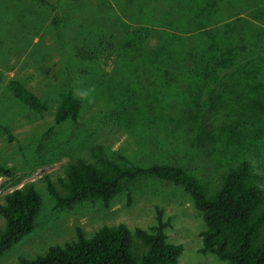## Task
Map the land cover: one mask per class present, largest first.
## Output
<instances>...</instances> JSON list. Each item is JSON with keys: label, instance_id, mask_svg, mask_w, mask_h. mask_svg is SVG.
Listing matches in <instances>:
<instances>
[{"label": "rangeland", "instance_id": "374dc122", "mask_svg": "<svg viewBox=\"0 0 264 264\" xmlns=\"http://www.w3.org/2000/svg\"><path fill=\"white\" fill-rule=\"evenodd\" d=\"M52 1L51 9L37 0H0V125L10 136L0 129V166L9 170L0 171V203L28 183L41 202L33 231L0 264L75 241L76 228L88 238L119 224L140 252L135 230L152 232L157 209L168 222L165 241L182 248L175 264H224L199 252L201 213L178 185L141 175L107 207L96 199L70 209L57 206L46 187L63 194L65 164L80 158L100 166L98 157L176 165L208 193L246 161L264 187V0ZM250 47L253 54L211 84L217 58ZM10 80L48 110L25 107L8 90ZM62 92L80 109L74 121L55 123Z\"/></svg>", "mask_w": 264, "mask_h": 264}, {"label": "trees", "instance_id": "16d2710c", "mask_svg": "<svg viewBox=\"0 0 264 264\" xmlns=\"http://www.w3.org/2000/svg\"><path fill=\"white\" fill-rule=\"evenodd\" d=\"M37 1L54 8L52 0ZM54 22L56 24L57 20ZM259 47L262 49L264 42ZM254 51L252 47L247 52L235 49L231 55L217 58L212 66L211 84L216 86L221 76L241 62L244 53L246 56ZM7 88L31 111L41 114L48 110L47 102L18 80H10ZM205 103L201 100L202 106ZM79 109L76 97L70 92H62L54 122L74 121ZM202 126L200 122L195 128L199 140L204 135ZM0 129L10 139L8 129L2 125ZM98 161L100 166L80 158L66 163L65 179L61 182L63 194L47 183V191L57 206L70 209L79 203L99 199L107 207L109 200L124 185L147 175L178 185L189 194L204 223V229L199 233L200 253H212L223 259L224 264H264V187L260 176L246 161L226 171L219 187L212 193H208L202 183L176 165L153 163L143 167L125 158H121V164L103 157H98ZM0 171L9 175L6 168L0 166ZM40 204V197L31 183L4 195L3 203H0V216L4 220L0 231V257L33 231ZM167 225L157 209L152 232L136 229L135 235L142 247L140 252H136L131 233L123 224L102 226L88 238L76 228L75 241L62 247L50 246L32 259L19 257L18 264H175L182 248L179 244L165 241L163 230Z\"/></svg>", "mask_w": 264, "mask_h": 264}]
</instances>
